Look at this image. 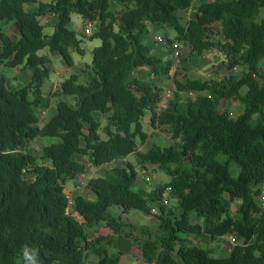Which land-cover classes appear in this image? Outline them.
Returning a JSON list of instances; mask_svg holds the SVG:
<instances>
[{
    "label": "trees",
    "instance_id": "1",
    "mask_svg": "<svg viewBox=\"0 0 264 264\" xmlns=\"http://www.w3.org/2000/svg\"><path fill=\"white\" fill-rule=\"evenodd\" d=\"M120 1L117 9L112 0H0V21H14L17 34L0 29V66L33 70L19 88L0 76V264H84L91 253L100 264H119L133 244L146 264H179L176 253L186 264H264V0H201L195 8V0ZM73 12L99 22L94 35L101 44L84 67L88 82L72 74L54 92L74 96L76 103L57 100L56 112L40 125L36 108L50 104L42 96L50 57L38 51L48 46L68 65L75 63L71 51L83 48L69 26ZM184 12H190L187 19ZM46 15L57 17L50 35L41 21ZM161 26L176 31L169 42L182 41L197 53L219 49L226 70L242 67V73L175 76L174 95L158 110L165 95L158 80L175 65L153 52L149 36ZM143 66L149 68L147 80L135 75ZM232 99L244 106L238 116L221 109ZM147 111L151 124L166 125L175 143L139 150L149 136L142 123ZM97 112L107 116L104 125ZM38 136L58 138L43 148L47 163L27 151ZM136 152L169 179L147 191L135 187L139 174L132 161L110 166L88 179L96 198L79 194L75 212L68 211L69 179L87 173L88 163L103 166ZM233 164L240 168L237 176ZM167 194L177 200V210L165 204ZM235 199L240 204L232 214ZM152 203L158 206L156 230L109 209L120 205L124 213L151 214ZM188 233L204 240L234 235L236 241L227 255L215 256Z\"/></svg>",
    "mask_w": 264,
    "mask_h": 264
},
{
    "label": "rangeland",
    "instance_id": "2",
    "mask_svg": "<svg viewBox=\"0 0 264 264\" xmlns=\"http://www.w3.org/2000/svg\"><path fill=\"white\" fill-rule=\"evenodd\" d=\"M41 1V0H39ZM47 1V0H44ZM115 8L119 9L120 3L123 6V2L120 0H112ZM201 0H197L193 2V8L199 5ZM38 2H32L29 5L34 6L37 5ZM193 8L191 11H193ZM184 19L188 18L189 13L184 12ZM57 20L56 16L46 15L41 17L42 23L44 26V32L47 35H50L55 30V22ZM99 22H91L89 25V21H85L83 16L79 13L73 12L71 14V19L69 22V26L76 32L77 37L81 40V47L83 51H79L77 49H73L71 51L72 56L74 58L75 63L73 65H68L63 56L57 52L51 51V49L46 46L38 51L39 54H47L50 57V61L48 66L50 68V75L45 79V82L42 86V96L44 101L49 100V107H37V113L40 116V125H44L50 116H52L56 112V102L59 99H65L72 104L76 103V98L71 95H61L56 96L54 92L60 86V83L70 77L72 74H79L78 81L79 82H88V76L83 71L84 67L87 64H90L93 59V49L95 46L101 44V39L94 35V32L98 29ZM89 26L91 29L90 33L86 32V28ZM118 25L115 24V29H118ZM215 31L217 32L216 38H223L220 33V25H214ZM0 29L6 30L10 35L16 36V30L14 21L4 22L0 21ZM155 34H161L165 37L166 42L157 44L154 40ZM176 35V31L172 28L168 27H156L152 29V32L149 36V40H151L154 44V53L160 54L163 58H172L175 60V65L172 69V73L169 76L162 77L158 80V84H160L163 88V99L158 106V110L166 108L168 102L173 97V92L170 97L166 96V92L168 90L174 91V77H184L185 74L190 77H221L224 71H227L225 66L227 62V58L225 54L216 48H212L206 50L202 53H197L192 50L189 45H186L182 41L169 42V38H174ZM180 51V57H175V51ZM183 59L187 61L182 62ZM184 64V65H183ZM242 67H235L231 70H228L227 73L240 75L242 73ZM33 70L31 67L26 66L25 64H21L18 66L10 67L6 65L0 66V76L3 75L6 77L7 85L11 88H19L26 85L31 77ZM135 75L138 76L142 80H147L150 78L149 69L146 66L138 68L135 71ZM32 96V95H31ZM33 97V96H32ZM47 103V102H46ZM221 109L228 110L232 116H238L244 110L243 104L239 99H232L226 101L225 104L222 105ZM97 118L101 119L103 125L107 121V116L102 115L100 112L96 113ZM142 123L144 126V130L148 132L149 136L145 143H141L139 145V150L145 151L149 149L154 144L160 145H170L176 142L172 138V134L166 125H158L153 126L151 124V112L147 111V113L142 118ZM101 134L103 137H107V134L103 129H101ZM57 137L51 136H38L35 139L31 140L28 144L27 151L34 154L40 161L47 163L48 160L42 158L43 148L46 144L57 141ZM81 159L87 161V156L81 155ZM127 161H132L135 164L136 169L138 170L137 182L135 183L136 188H144L147 191L153 190L155 187L162 185L169 179V176L161 170L156 164L151 162H141L139 159L138 152L131 153L128 155L126 159L120 160L119 162H113L110 164H106L103 166H96L91 163L89 164V171L85 174H79L73 179H69L65 185V192L70 198L68 211L74 213V199L77 195L82 194L85 196H89L92 198H96V194L92 191L91 188L87 185L88 179L93 176H98L103 173V170L107 167L114 165H124ZM88 162V161H87ZM147 167L149 170V175L151 177L150 180H146L141 175V170ZM232 173L237 176L240 168L233 164L231 166ZM165 199L168 200L167 207H171L176 209L178 202L175 198L165 195ZM155 212L151 214H147L141 210L133 209L129 213L122 212V208L120 205H112L110 206V211L115 215H121L124 220L132 222L137 225H147L152 230H156L158 225V217L156 212L158 211V206L155 203H152ZM240 204L239 199H235L232 204V214H236L238 206ZM177 210V209H176ZM194 220H200L196 214H193ZM89 230V229H88ZM103 231L106 228L102 229ZM134 234H138L139 236H144L139 230H135ZM202 235V234H201ZM188 236L192 238L193 242L200 244L204 247H209L214 249L215 256L227 255L230 252L231 241L228 239V236H223L217 239H208L204 240L199 235H195L194 233H188ZM233 245V244H232ZM114 249L112 248L111 251ZM175 258L177 259L179 264H186L184 260L176 253ZM84 264H100L99 258L96 254L91 253L86 259ZM119 264H146L143 259L142 251L137 244L133 245V248L130 252L122 255L121 261Z\"/></svg>",
    "mask_w": 264,
    "mask_h": 264
},
{
    "label": "built area",
    "instance_id": "3",
    "mask_svg": "<svg viewBox=\"0 0 264 264\" xmlns=\"http://www.w3.org/2000/svg\"><path fill=\"white\" fill-rule=\"evenodd\" d=\"M195 1H197V0H195ZM89 25H91V22H89ZM86 32L87 33H90L91 32V29L89 28V26L86 28ZM154 40H155V42L157 44H161V43H165L166 42L165 37L163 35H161V34H155ZM174 55H175V57H180V51L179 50H176ZM171 93H172V91L171 90H168L166 92V96L170 97L171 96ZM148 172H149V170H148L147 167H144L141 170V175L146 180H150L151 179V177H150V175H149ZM260 201H261L262 206L264 207V183L261 186ZM164 202L165 203H168V200L165 199ZM227 236H228V239H230V241L232 243H234L236 241V237L234 235H227Z\"/></svg>",
    "mask_w": 264,
    "mask_h": 264
},
{
    "label": "clouds",
    "instance_id": "4",
    "mask_svg": "<svg viewBox=\"0 0 264 264\" xmlns=\"http://www.w3.org/2000/svg\"><path fill=\"white\" fill-rule=\"evenodd\" d=\"M24 255H25V257H26L27 259H30V255H29V253L27 252L26 249H25Z\"/></svg>",
    "mask_w": 264,
    "mask_h": 264
},
{
    "label": "crops",
    "instance_id": "5",
    "mask_svg": "<svg viewBox=\"0 0 264 264\" xmlns=\"http://www.w3.org/2000/svg\"><path fill=\"white\" fill-rule=\"evenodd\" d=\"M112 3H113V1H112ZM120 3V7L119 8H121L122 7V4H121V2H119ZM115 7V6H114ZM148 68V67H147ZM149 69V68H148ZM134 245V244H133ZM132 248H133V246H132ZM114 251V250H113ZM124 255V254H123Z\"/></svg>",
    "mask_w": 264,
    "mask_h": 264
}]
</instances>
